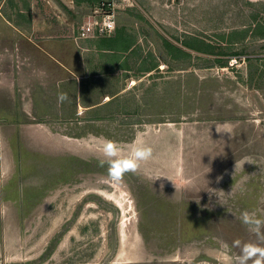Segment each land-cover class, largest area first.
Instances as JSON below:
<instances>
[{
    "label": "rangeland",
    "instance_id": "obj_1",
    "mask_svg": "<svg viewBox=\"0 0 264 264\" xmlns=\"http://www.w3.org/2000/svg\"><path fill=\"white\" fill-rule=\"evenodd\" d=\"M176 7L191 56L160 70L144 121L107 106L52 129L0 98V264H264V0Z\"/></svg>",
    "mask_w": 264,
    "mask_h": 264
},
{
    "label": "crops",
    "instance_id": "obj_2",
    "mask_svg": "<svg viewBox=\"0 0 264 264\" xmlns=\"http://www.w3.org/2000/svg\"><path fill=\"white\" fill-rule=\"evenodd\" d=\"M99 1L0 0V69L9 68L0 80V98L15 100L14 109L28 116L27 124L52 129L62 121L87 125L100 120L91 113L107 106L108 121L128 123L138 117L142 122L147 115L140 112L145 106L141 97L148 93L149 108L156 103L160 70L177 66V49L186 60L191 56L186 47L178 48L188 36L177 37L178 0H118L115 31L81 38L80 25ZM191 14L210 17L207 6ZM257 34L263 36L264 27ZM90 78L94 82L84 92L82 85ZM123 106H128L124 113Z\"/></svg>",
    "mask_w": 264,
    "mask_h": 264
},
{
    "label": "built area",
    "instance_id": "obj_3",
    "mask_svg": "<svg viewBox=\"0 0 264 264\" xmlns=\"http://www.w3.org/2000/svg\"><path fill=\"white\" fill-rule=\"evenodd\" d=\"M119 9L118 0H100L92 14L81 23L79 36H110L116 29V17ZM237 62L233 59L231 64Z\"/></svg>",
    "mask_w": 264,
    "mask_h": 264
},
{
    "label": "clouds",
    "instance_id": "obj_4",
    "mask_svg": "<svg viewBox=\"0 0 264 264\" xmlns=\"http://www.w3.org/2000/svg\"><path fill=\"white\" fill-rule=\"evenodd\" d=\"M134 155L136 156L137 159H136V161H134L132 164L129 165L130 168L138 167V161L140 159L149 158L151 156V150H150V148H144L143 150L137 151ZM244 219H245V222H248L247 214H245ZM260 223H261V221H259V220L255 221V224H257V225H259ZM245 251L248 252L249 249H245ZM258 252H260L259 249H257V252H254L252 254L256 255ZM261 254H264V253H261Z\"/></svg>",
    "mask_w": 264,
    "mask_h": 264
},
{
    "label": "bare ground",
    "instance_id": "obj_5",
    "mask_svg": "<svg viewBox=\"0 0 264 264\" xmlns=\"http://www.w3.org/2000/svg\"><path fill=\"white\" fill-rule=\"evenodd\" d=\"M163 67H165V66L163 65L162 68H163ZM131 84H132V83H131ZM134 84H135V83H134ZM134 84H133V85H134ZM224 257H225V256H224ZM224 257H223V258H224ZM227 258H228V257H227ZM225 259H226V257H225ZM223 261H224V260H223ZM225 262H226V261H225Z\"/></svg>",
    "mask_w": 264,
    "mask_h": 264
}]
</instances>
